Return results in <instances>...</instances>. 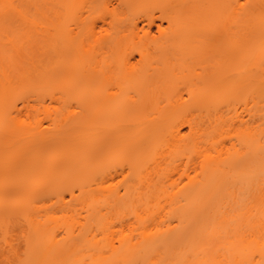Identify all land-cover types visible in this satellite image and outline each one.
Segmentation results:
<instances>
[{
    "label": "bare ground",
    "instance_id": "obj_1",
    "mask_svg": "<svg viewBox=\"0 0 264 264\" xmlns=\"http://www.w3.org/2000/svg\"><path fill=\"white\" fill-rule=\"evenodd\" d=\"M16 1L0 0V18L32 22ZM64 1L54 0L58 6ZM102 1L108 14H140L128 36L141 44L117 54L119 40L101 42L112 53L101 74L113 81L115 92L92 100L110 108L112 118H127L120 129L111 128L107 156L84 153L61 165L48 161L39 167L29 144H43L47 132L22 126L10 114L16 96L46 80L19 65L11 70L0 65V235L6 243L0 264H260L264 0ZM152 6L158 14L148 12ZM153 28L158 36L149 41ZM129 90L141 97L137 104L116 100ZM163 96L170 99L167 109L147 111ZM93 116L94 127H101L100 113ZM168 117L174 120L165 125ZM64 120L54 121L55 128ZM166 152L169 164L187 160L182 169L187 181L171 192L152 177ZM106 161L122 167V175L126 167L122 192L98 185L97 179L104 183L118 173L105 168ZM180 166L174 168L178 175ZM48 191L62 203V213L70 210L66 194L85 213L80 220H65L62 235L48 225L53 217L39 213L37 200ZM159 211L165 212L167 224H145ZM130 212L137 219L136 234L115 237L112 218Z\"/></svg>",
    "mask_w": 264,
    "mask_h": 264
},
{
    "label": "rangeland",
    "instance_id": "obj_2",
    "mask_svg": "<svg viewBox=\"0 0 264 264\" xmlns=\"http://www.w3.org/2000/svg\"><path fill=\"white\" fill-rule=\"evenodd\" d=\"M16 4L24 11L25 18L32 22H25L18 17L0 18V65L5 68L9 66L10 70L19 65L24 73L46 80L37 89L16 96L15 111L10 112L11 117L22 126H31L37 131L48 133H46L48 139L43 144L40 140H36L33 146L29 144L37 164L43 167L49 161L61 165V162L72 160L84 153L97 152V156H107L112 142L111 128L120 129L127 118L125 115L112 118L110 108H103V104L98 100H92L97 96L104 97L108 92H115L113 81L105 79L101 74L112 57L107 48H101V42L109 37L119 40L115 50L117 54L132 46L140 47L141 44L133 43L128 36L131 23L140 14L138 12L108 14L104 12L102 0H65L60 6L56 5L54 0H17ZM111 4L112 7L116 6L115 1ZM147 10L158 14V8L155 6ZM165 26L163 24L162 29ZM153 29L148 37L149 41L158 36L157 30ZM138 59L134 51L131 62L135 64ZM179 88L182 89V85L178 84L177 89ZM117 95V101L134 102L132 105L141 99L133 90L125 92L124 95ZM183 96L186 97L185 94ZM149 100L152 103L155 101L154 98ZM169 101L168 97L163 96L147 111L156 108L167 109ZM238 111L242 112V108H238ZM96 112L100 113L99 117L103 121L99 128L94 127L97 124L93 121ZM61 118H65L62 126L55 128L54 121ZM173 120L174 118L168 117L164 124L167 125ZM187 131L186 127L181 129L183 134ZM223 136V141L228 144L230 136L227 130ZM169 156L170 152H166L167 159L160 163L158 174L152 177L160 187L171 192L176 186H181L187 181L182 171L187 160L182 159L169 164ZM105 164V168L110 166L108 168L118 173L113 180L104 183L97 179L98 185L120 189L122 192L124 176L127 175L126 167H123L125 170L123 176L122 167L117 164L111 165L112 163L108 161ZM177 164H181L180 175L174 170ZM41 187L39 185L40 189ZM74 194L77 197L78 190H75ZM37 203L43 218L53 217L54 221H50L48 225L56 226L55 231L60 235L63 234L62 224L65 220L75 217L80 220L85 216L80 206L67 194L64 204L70 210L66 214L61 212L62 203L52 191H48L45 197L37 200ZM77 213L79 215H76ZM151 216L145 219V224L163 226L168 223L164 211L153 214L152 219ZM112 226L114 236L117 237L122 232L136 234L137 231L133 230L138 224L133 212H130L121 218L114 216ZM1 236L0 249L3 250L6 243Z\"/></svg>",
    "mask_w": 264,
    "mask_h": 264
},
{
    "label": "snow or ice",
    "instance_id": "obj_3",
    "mask_svg": "<svg viewBox=\"0 0 264 264\" xmlns=\"http://www.w3.org/2000/svg\"><path fill=\"white\" fill-rule=\"evenodd\" d=\"M4 7L7 8V7H11V6H9V5H5ZM260 264H264V260H261V261H260Z\"/></svg>",
    "mask_w": 264,
    "mask_h": 264
}]
</instances>
